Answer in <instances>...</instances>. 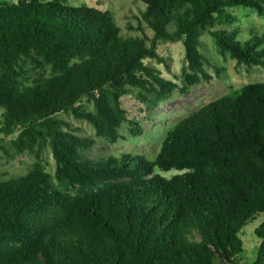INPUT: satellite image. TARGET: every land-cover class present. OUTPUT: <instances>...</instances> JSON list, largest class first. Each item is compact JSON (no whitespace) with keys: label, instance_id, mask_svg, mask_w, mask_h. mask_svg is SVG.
Instances as JSON below:
<instances>
[{"label":"trees","instance_id":"1","mask_svg":"<svg viewBox=\"0 0 264 264\" xmlns=\"http://www.w3.org/2000/svg\"><path fill=\"white\" fill-rule=\"evenodd\" d=\"M139 1L145 8L135 36L121 34L110 10L66 0L0 1V151L10 160L35 158L27 173L0 179V264L241 260L239 234L264 213V81L178 121L153 159L83 154L97 138L116 143L124 123L133 136L142 134L128 120L124 96L151 109L207 80L205 33L220 54L264 68V30L238 39V29H230L236 17L227 11L243 7L264 17V0ZM177 42L184 51L181 85L146 63L168 69L158 45ZM60 114L89 123L93 137L77 134ZM47 149L53 178L41 162ZM254 234L251 264H264V220Z\"/></svg>","mask_w":264,"mask_h":264},{"label":"rangeland","instance_id":"2","mask_svg":"<svg viewBox=\"0 0 264 264\" xmlns=\"http://www.w3.org/2000/svg\"><path fill=\"white\" fill-rule=\"evenodd\" d=\"M7 3H17L20 0H0ZM50 1V0H40ZM68 4L75 6H88L99 10H110L113 12L121 34L124 36L139 35L136 31L140 20V12L145 5L139 0H66ZM227 11L236 17V22L230 27L231 30L238 29V39L244 40L248 31L264 30V17H259L249 9L243 7L228 8ZM146 34L151 37L152 31L142 22ZM201 52L207 59L204 69L208 79L193 87L189 93L180 94L175 91L171 97L158 105L147 109L146 105L138 101L133 96L126 95L122 98L123 108L127 112L128 120L135 121L142 130V134L133 136L130 133V124L124 123L120 128L121 138L116 143H110L106 139L97 138L95 145L83 156L86 159H99L103 156H118L123 153L145 156L153 159L160 149L162 140L167 130L181 119L190 115L203 105L216 100L217 98L237 90L245 84L264 81V68L260 66L246 67L238 64L228 54H220L213 39L207 33L202 37ZM158 53L166 58L168 69L163 64H157L153 60H146V63L158 68L161 75L181 85V68L184 64V51L181 42L161 43L158 45ZM36 72L30 71V74ZM87 110L92 106L85 103ZM62 119L70 123L72 128H76L77 134L93 137V127L84 120L75 119L70 115L60 114ZM1 119V116H0ZM2 136V135H0ZM10 137L4 139L8 142ZM35 158L30 153H24L10 160L0 151V179L6 180L11 177L27 173L33 166ZM42 165L52 178L55 170V162L50 150H46L41 158ZM158 172L171 177L177 171ZM55 185V183H54ZM264 220V213L250 220L242 228L239 237L243 243V253L241 260L251 264L257 254L258 238L254 234V229Z\"/></svg>","mask_w":264,"mask_h":264},{"label":"built area","instance_id":"3","mask_svg":"<svg viewBox=\"0 0 264 264\" xmlns=\"http://www.w3.org/2000/svg\"><path fill=\"white\" fill-rule=\"evenodd\" d=\"M222 264H247V263H244L242 260L240 259H235V260H232V261H229V262H224Z\"/></svg>","mask_w":264,"mask_h":264}]
</instances>
